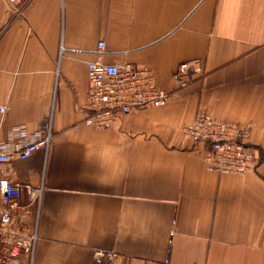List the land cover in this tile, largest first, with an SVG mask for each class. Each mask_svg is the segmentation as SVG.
I'll return each mask as SVG.
<instances>
[{
	"label": "crops",
	"instance_id": "1",
	"mask_svg": "<svg viewBox=\"0 0 264 264\" xmlns=\"http://www.w3.org/2000/svg\"><path fill=\"white\" fill-rule=\"evenodd\" d=\"M96 61L151 69L170 101L108 131L81 124ZM188 62L204 74L180 88ZM0 105L5 128L52 131L49 151L12 163L14 182L43 188L34 264H94L96 251L116 255L105 264H264V0H32L19 19L0 0ZM200 111L250 127L257 171L208 170L184 132Z\"/></svg>",
	"mask_w": 264,
	"mask_h": 264
},
{
	"label": "built area",
	"instance_id": "2",
	"mask_svg": "<svg viewBox=\"0 0 264 264\" xmlns=\"http://www.w3.org/2000/svg\"><path fill=\"white\" fill-rule=\"evenodd\" d=\"M12 19L22 18L32 0H7ZM105 43H99V50ZM204 71L198 62L182 63L174 74L180 88ZM86 116L81 124L96 130L114 128L121 115L149 107L165 106L172 94L157 85L155 73L148 68L128 64H105L96 61L89 70ZM7 106L0 105V264H34L36 231H30V207L40 205L43 188L14 182L12 163L27 159L38 151H49L52 131L28 134L21 127L5 128ZM81 124L75 125L78 129ZM4 130L7 138H3ZM184 132L197 145L206 147L205 163L217 174L244 176L257 171L259 155L248 143L251 129L239 123L224 121L200 111ZM26 192L29 204L20 203ZM112 252L96 251L94 264L112 263ZM23 257V259H22Z\"/></svg>",
	"mask_w": 264,
	"mask_h": 264
}]
</instances>
